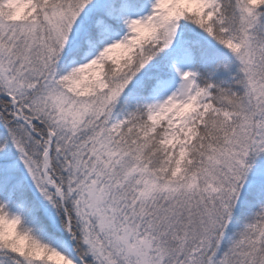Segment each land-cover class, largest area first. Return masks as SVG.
I'll return each instance as SVG.
<instances>
[{
  "label": "snow or ice",
  "instance_id": "1",
  "mask_svg": "<svg viewBox=\"0 0 264 264\" xmlns=\"http://www.w3.org/2000/svg\"><path fill=\"white\" fill-rule=\"evenodd\" d=\"M0 264H264V0H0Z\"/></svg>",
  "mask_w": 264,
  "mask_h": 264
},
{
  "label": "rangeland",
  "instance_id": "2",
  "mask_svg": "<svg viewBox=\"0 0 264 264\" xmlns=\"http://www.w3.org/2000/svg\"><path fill=\"white\" fill-rule=\"evenodd\" d=\"M119 54H121V52L120 51H118V52H116V53H114V55H119Z\"/></svg>",
  "mask_w": 264,
  "mask_h": 264
},
{
  "label": "trees",
  "instance_id": "3",
  "mask_svg": "<svg viewBox=\"0 0 264 264\" xmlns=\"http://www.w3.org/2000/svg\"><path fill=\"white\" fill-rule=\"evenodd\" d=\"M119 55H121V54H119ZM119 55H118V56H119Z\"/></svg>",
  "mask_w": 264,
  "mask_h": 264
}]
</instances>
